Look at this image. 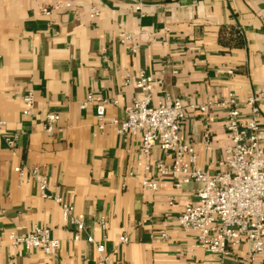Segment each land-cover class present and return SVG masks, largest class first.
Masks as SVG:
<instances>
[{"label":"crops","instance_id":"crops-1","mask_svg":"<svg viewBox=\"0 0 264 264\" xmlns=\"http://www.w3.org/2000/svg\"><path fill=\"white\" fill-rule=\"evenodd\" d=\"M63 2L71 8L43 14ZM93 7L100 9L95 19L89 15ZM123 33L139 45L135 53L122 42ZM141 71L154 80L155 102L167 93L186 104L219 103L233 92L243 103L264 84V0H0V264L49 260L41 251L8 243L9 233L25 235L35 226L59 239L60 264L218 261L195 247V233L177 222L199 184L176 188L172 177L159 176L158 149L148 170L138 167L140 138L110 126L99 131L96 105L81 107L89 96L101 97L108 119H124ZM29 89L35 109L25 116L21 99ZM49 113L60 117L52 134L45 129ZM224 119L225 110L215 106L206 114L188 113L181 125L184 137L211 140L212 147L199 153L200 167L210 174L228 144ZM259 122L264 127V103ZM9 136H16L12 148ZM17 167L37 168L50 193L84 216L79 240L60 205L43 199L30 175L21 180ZM144 180L157 190L144 188ZM164 229L167 238L161 237ZM121 237L128 243L119 244ZM224 264L264 259L250 263L242 244Z\"/></svg>","mask_w":264,"mask_h":264},{"label":"built area","instance_id":"built-area-1","mask_svg":"<svg viewBox=\"0 0 264 264\" xmlns=\"http://www.w3.org/2000/svg\"><path fill=\"white\" fill-rule=\"evenodd\" d=\"M70 2L58 3L52 8H44L43 14L50 16L54 11L70 9ZM140 10L139 7H135ZM100 9L93 7L89 11L92 19L99 16ZM121 40L131 52L135 53L139 45L134 44L131 35L121 34ZM229 75L234 71L227 70ZM137 95L125 109L122 120L107 118V101L101 97L89 96L81 104L96 105V126L104 132L108 126L117 134L140 138L138 167L149 169L148 163L155 149L161 153L155 168L159 176H170L175 187L181 188L189 183L199 184L196 199L186 202L177 219L179 226L188 232L195 233V247L208 255L218 258L215 264H224V258L232 249L242 244L247 246V260L255 263L258 258L264 259V127L259 122L260 105L264 103V84L255 94L250 95L243 103L239 102L233 92L221 102H207L201 105L186 104L180 98L165 93L154 101V80L141 71L134 79ZM23 115L32 116L35 109V94L32 89L22 95ZM225 110L223 128L227 134L228 144L223 156L218 159L216 172L210 174L199 165L200 148L210 149L212 142H202L181 134V125L188 113L206 114L211 107ZM246 109V112L243 111ZM60 122L57 114L49 113L45 117V129L52 134ZM16 136L6 138L9 147H14ZM15 172L23 180L30 175L38 185L40 196L52 200L61 207L64 221L76 229L75 240L85 230L84 216L75 212L74 206L60 195L51 194L47 179L37 168L25 171L20 167ZM136 174L131 172L130 175ZM142 186L157 190L158 185L144 180ZM162 231L161 237L167 238ZM8 243L13 248L23 247L26 251H41L49 260L45 264H60L57 253L59 239L52 237L45 227L35 226L25 235L15 231L9 233ZM128 243L127 237H121L119 244ZM0 241V251L3 247ZM102 253V244L97 246ZM120 264H129L122 262Z\"/></svg>","mask_w":264,"mask_h":264}]
</instances>
